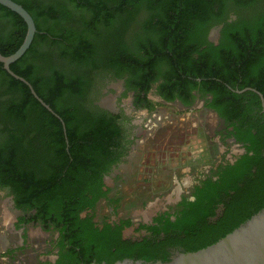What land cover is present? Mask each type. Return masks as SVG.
I'll list each match as a JSON object with an SVG mask.
<instances>
[{
    "label": "trees",
    "instance_id": "1",
    "mask_svg": "<svg viewBox=\"0 0 264 264\" xmlns=\"http://www.w3.org/2000/svg\"><path fill=\"white\" fill-rule=\"evenodd\" d=\"M13 1L32 16L36 32L10 69L57 115L0 62V180L18 207L35 210L30 221L60 233L61 257L54 264L167 259L213 244L264 208V136L248 126L245 137L236 125L249 110L245 101L260 106L259 93L264 97V22L225 23L217 45L204 39L224 10L255 0L240 8L241 0ZM140 12L147 17L138 24ZM26 30L23 18L0 4V54L14 53ZM131 33L134 45L126 42ZM105 71L128 74L127 86L137 92L161 78L158 92L167 100L189 103L194 89L210 93L207 106L229 122L228 134L250 143L215 178L200 181L174 213L158 211L136 226L146 232L139 239L123 236L129 218L99 227L79 217L103 193L102 176L122 153L113 119L86 108L85 92ZM244 88L251 90L234 91Z\"/></svg>",
    "mask_w": 264,
    "mask_h": 264
},
{
    "label": "flooded vegetation",
    "instance_id": "2",
    "mask_svg": "<svg viewBox=\"0 0 264 264\" xmlns=\"http://www.w3.org/2000/svg\"><path fill=\"white\" fill-rule=\"evenodd\" d=\"M249 1L241 0L238 7L242 6V2L246 4ZM223 14V21L219 23L213 22L207 27L204 35L207 43L213 45L219 43L225 23H229L234 27L236 24L253 21L255 18H262L264 22V0H255L252 5L242 6L237 11L228 8V10H224ZM146 17V13L140 12L134 21H138V24H140L139 22L145 20ZM134 37L131 33L130 36L126 37V42L129 45H134ZM141 38L143 41V34ZM142 44L147 45L149 43L146 41L142 42ZM95 76V85L85 92L88 100L86 108L94 114L105 113L107 118L113 119L119 128L118 137L121 140V146L118 148L117 153L122 152L120 160L111 164L108 170L104 172L102 176L103 193L97 197L94 206L79 212L81 219L90 218L91 222L96 226L101 227L105 222L112 225L114 223L120 224L128 218L134 228L141 223H148L153 214L149 215L148 221L141 222L139 217L141 212L139 213V211H146L150 208L149 206L153 200L159 197H166V201L170 204L169 207L160 211L174 213L176 209L180 208L179 204L182 200L192 199L195 188L200 181L205 180L207 177L215 178V173L219 171L220 166L233 163L238 157L246 153L250 145L248 141H238L234 136L228 134L230 131L229 122L217 110L207 106L212 100L210 93L203 94L196 89L191 90L190 96L187 98L189 103H185L176 96L171 100H167L158 92L159 85L162 82L161 78L154 81L147 92H137V90L127 86L128 74L120 77L105 71ZM107 89L115 92L117 94L116 100H120L122 103L112 106L104 105L101 101V96L106 93ZM234 91L238 92L237 89ZM138 93L140 94L139 98ZM4 97L0 96V100H4ZM259 99L260 106L254 103L249 104L245 101L249 107L246 109L249 110L245 112V118H243V115L239 116L243 122L241 123L239 120V123L236 124L241 127L242 131H245L242 133L245 137L248 136L246 130L248 126L255 133V136L257 132L264 136V97L262 96L261 98L259 96ZM166 105L176 107L178 113L195 109L201 115H212V133L209 132V129L206 132L205 129L207 141H210L208 152L212 162L204 169L201 168V170L197 166L174 170L169 182L174 184V187L172 186L168 190L152 191L148 195L142 193V189H137L134 190L136 192L125 194V188L131 187L128 183L134 181L135 174L133 173H135L136 163L141 158L144 140L153 137L156 129L163 123L162 116L164 112L160 108ZM138 114H141L142 122L136 119ZM154 118L158 119V121L153 122ZM262 129L263 131L260 132ZM184 175L188 179L182 188L179 180ZM34 213V209L18 207L15 193L0 180V264H54L60 259V233L54 230L52 226L46 229L40 222L34 224L30 221ZM126 228L123 229V232ZM35 229L43 233V235L39 234L42 237V242L39 244L31 242L29 239L30 233Z\"/></svg>",
    "mask_w": 264,
    "mask_h": 264
},
{
    "label": "rangeland",
    "instance_id": "3",
    "mask_svg": "<svg viewBox=\"0 0 264 264\" xmlns=\"http://www.w3.org/2000/svg\"><path fill=\"white\" fill-rule=\"evenodd\" d=\"M116 95L111 89H107L106 93L101 96V101L108 106L122 103L116 100ZM160 109L164 112L163 123L156 129L153 137L144 140L141 158L136 163L135 173H133L135 174L134 181L128 183L131 187L125 188V194L136 192L134 190L137 189H142V193L145 194L168 190L174 185L169 183L174 170L189 166H197L201 170L212 162L208 152L210 141H207V133H205V129L206 132L209 129L212 133V115H201L195 109L178 113L176 107L168 105ZM136 119L141 121V114H138ZM157 121L158 119L154 118L153 122ZM187 179L188 177L184 175L179 180L182 188L183 184L187 183ZM169 205L166 197L156 198L149 206L150 208L146 211H139L141 222L148 221L150 214H155ZM39 234L43 235L38 229L32 230L29 235L30 241L41 243L42 237ZM123 235L125 238L139 239L146 235V232L143 229L136 230L131 226L124 230Z\"/></svg>",
    "mask_w": 264,
    "mask_h": 264
},
{
    "label": "water",
    "instance_id": "4",
    "mask_svg": "<svg viewBox=\"0 0 264 264\" xmlns=\"http://www.w3.org/2000/svg\"><path fill=\"white\" fill-rule=\"evenodd\" d=\"M0 4L16 12L27 25L25 37L19 48L8 56L0 54V62L11 76L22 81L29 88L31 94L42 106L55 114L51 107L37 95L29 82L10 69V64L19 59L32 42L36 32L34 20L20 4L13 0H0ZM249 89L238 90V92ZM259 96L262 98L260 93ZM90 264L98 263L92 262ZM114 264H264V208L254 213L224 237L197 251L183 252L178 250L167 259H123Z\"/></svg>",
    "mask_w": 264,
    "mask_h": 264
}]
</instances>
